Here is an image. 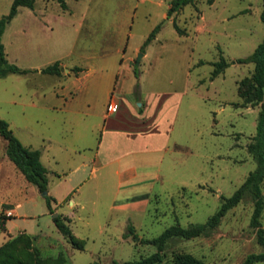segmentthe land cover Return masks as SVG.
Returning a JSON list of instances; mask_svg holds the SVG:
<instances>
[{
  "label": "rangeland",
  "instance_id": "1",
  "mask_svg": "<svg viewBox=\"0 0 264 264\" xmlns=\"http://www.w3.org/2000/svg\"><path fill=\"white\" fill-rule=\"evenodd\" d=\"M35 1L34 8L19 6L2 34L7 59L27 71L0 76V117L23 144L40 150L48 191L58 203L48 209L45 195L7 157L0 135V214L15 211L0 245L30 234L42 257L112 264L156 251L144 239L171 224L204 222L221 195H231L257 166L247 143L259 108L238 105L239 81L253 64L235 59L264 35L262 0H194L170 14L171 0H64L66 7ZM11 2L0 0V17ZM154 28L155 37L143 45ZM221 55L229 65L211 78ZM58 58L61 75L42 70ZM78 66L84 71L76 74ZM121 99L127 109L119 103L113 113L131 135L99 151L110 122L101 113ZM261 188L264 196V179ZM253 208L246 192L215 227L169 238L160 264L176 252L204 264H241L261 252L250 225ZM54 212L72 213L69 223L83 248L63 237ZM260 219L264 228V208Z\"/></svg>",
  "mask_w": 264,
  "mask_h": 264
},
{
  "label": "trees",
  "instance_id": "2",
  "mask_svg": "<svg viewBox=\"0 0 264 264\" xmlns=\"http://www.w3.org/2000/svg\"><path fill=\"white\" fill-rule=\"evenodd\" d=\"M62 2L63 0H59ZM194 0H171L167 9L170 14L177 11L183 5L192 3ZM24 5L30 8L34 6V0H12L9 11L0 17V76L10 72H25L26 68H21L18 65L10 62L4 51L2 42V34L6 24L17 13L18 6ZM260 18L264 24V0L260 11ZM174 26L180 34L184 33L176 22ZM156 28L152 29L148 34L143 45H146L152 38L155 37ZM235 61L239 63H253L252 72L248 76L240 79L238 84V94L242 97V101L238 104L241 106L255 105L258 106V118L255 134L247 143V149L252 154L257 162L254 170L250 171L244 181L234 190L229 196H223L220 206L212 213L204 222L191 223L188 226H183L176 222L167 226L159 235L153 238H146L144 241L156 244L157 250L142 256L139 259L114 261L112 264H160L163 261V250L167 240L174 236L190 238L204 233L207 229L213 228L219 224L222 216L228 209L236 205L243 197L244 193L250 192L254 197V208L250 217V225L255 228L257 241L263 246V250L258 253H249L241 262V264H251L254 261H264V228L261 222V212L264 208V196L262 193L261 184L264 179V35L254 47V49L246 56L237 57ZM229 65V61L224 57L213 62V69L210 77L217 76ZM80 67H75L79 70ZM47 73H58L60 67L58 61L47 64L42 68ZM133 71L136 74L137 69L134 66ZM0 135L6 140L5 152L7 156L14 162L16 167L23 173L26 180L33 183L38 191L48 190L47 168L40 159V150L29 147L21 142L14 134L9 123L0 117ZM45 200L48 209L52 212L51 201L55 197L49 193L45 195ZM12 215L0 214V232L6 229V221ZM57 229L63 237L77 248L84 247V240L78 238L72 231L69 224V218L62 213H58L52 217ZM133 233V224L128 225L127 234ZM16 235L0 245V264H66L61 256L42 257L39 255L36 248H32V236ZM135 237V234H133ZM21 241L25 246L18 248L17 242ZM167 264H204V262L187 252H176L172 259Z\"/></svg>",
  "mask_w": 264,
  "mask_h": 264
},
{
  "label": "crops",
  "instance_id": "3",
  "mask_svg": "<svg viewBox=\"0 0 264 264\" xmlns=\"http://www.w3.org/2000/svg\"><path fill=\"white\" fill-rule=\"evenodd\" d=\"M35 0H34V6H35ZM63 2H64V4L65 5H63L62 4V2L60 1V5H62V6H64V7H66L67 5H66V3H65V1L63 0ZM20 6H24V5H20ZM34 6H33V8H34ZM19 7V6H18ZM28 7V6H27ZM18 11V10H17ZM254 49V48H253ZM145 54V53H144ZM57 61H58V64H59V67H60V72H58V73H51V74H55V75H61V73H62V69H63V62L61 61V59L60 58H58V59H56ZM56 60H54V61H56ZM53 61V62H54ZM253 64V63H252ZM78 67H80V69L79 70H75V72H76V74H79L80 72H83L84 71V68H83V66H78ZM106 86V89L108 88V92H110V81H108V82H106V84H105ZM109 98H111V95H109ZM106 102H107V97H106V99H104ZM104 101V102H105ZM109 102H111V101H109ZM113 102H115V103H117V108L115 109V110H110L109 109V103H107V106L105 107L106 109L105 110H103L102 111V116H103V120H104V122H106L107 120H109L110 122H109V128H105V129H103L102 130V132H101V134H100V138H99V140H98V146H97V149L99 150V151H101V149H102V147H104L105 145H106V143H107V141L109 142V143H116V141L117 140H121L123 137H126V136H128V135H131V134H129V133H127L126 131H124L120 126H119V121H120V119H119V116L118 115H116L115 113H113V112H115V111H117V109H118V107H120L119 106V103H121V104H123V106H124V109H127V105H126V103H125V101L124 100H119V101H113ZM113 102H111V103H113ZM104 104H106V103H104ZM88 106H90V102H88ZM108 108V109H107ZM109 110V111H108ZM141 114H142V118H141V121L143 122L144 121V115H143V112H141ZM103 126H105L106 127V123H104L103 124ZM125 134V136H123V134ZM3 138V137H2ZM4 139V138H3ZM132 141H133V138H130ZM5 140V139H4ZM123 140V139H122ZM5 144H6V140H5ZM27 146H29V145H27ZM30 147V146H29ZM5 148V147H4ZM6 153V152H5ZM7 155V154H6ZM8 157V156H7ZM9 158V157H8ZM10 159V158H9ZM11 160V159H10ZM12 161V160H11ZM13 162V161H12ZM14 163V162H13ZM15 165V164H14ZM16 166V165H15ZM17 168V167H16ZM18 169V168H17ZM19 170V169H18ZM20 171V170H19ZM23 174V173H22ZM47 192L49 193V191L47 190ZM50 194V193H49ZM52 195V194H51ZM55 197V196H54ZM72 200V202L74 203V201H73V199H71ZM54 203H58V201L56 200V198H55V200H54ZM17 205H19V203H17ZM14 210V209H13ZM61 213V212H60ZM57 214H58V212H57ZM66 215H67V217L69 218V222H70V220H71V215H72V213H65ZM13 215H15V211L13 212V214H12V216ZM53 217V216H52ZM9 219V218H8ZM7 219V220H8ZM7 222V221H6ZM70 224V223H69Z\"/></svg>",
  "mask_w": 264,
  "mask_h": 264
},
{
  "label": "built area",
  "instance_id": "4",
  "mask_svg": "<svg viewBox=\"0 0 264 264\" xmlns=\"http://www.w3.org/2000/svg\"><path fill=\"white\" fill-rule=\"evenodd\" d=\"M108 107L110 110H115L117 108V103H115V102L110 103Z\"/></svg>",
  "mask_w": 264,
  "mask_h": 264
},
{
  "label": "water",
  "instance_id": "5",
  "mask_svg": "<svg viewBox=\"0 0 264 264\" xmlns=\"http://www.w3.org/2000/svg\"><path fill=\"white\" fill-rule=\"evenodd\" d=\"M140 55H142V53H140L139 56H140ZM136 60L138 61V60H139V57H138ZM47 193H48L47 190L42 191V194H43V195H46ZM56 214H57V212H54V213L52 214V216H55Z\"/></svg>",
  "mask_w": 264,
  "mask_h": 264
}]
</instances>
